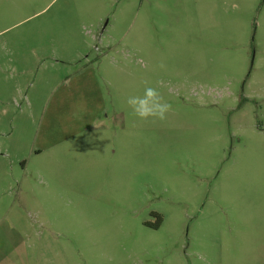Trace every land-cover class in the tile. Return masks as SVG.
I'll return each instance as SVG.
<instances>
[{
	"label": "rangeland",
	"instance_id": "rangeland-1",
	"mask_svg": "<svg viewBox=\"0 0 264 264\" xmlns=\"http://www.w3.org/2000/svg\"><path fill=\"white\" fill-rule=\"evenodd\" d=\"M85 68L106 121L29 152ZM0 264H264V0H0Z\"/></svg>",
	"mask_w": 264,
	"mask_h": 264
},
{
	"label": "crops",
	"instance_id": "crops-1",
	"mask_svg": "<svg viewBox=\"0 0 264 264\" xmlns=\"http://www.w3.org/2000/svg\"><path fill=\"white\" fill-rule=\"evenodd\" d=\"M89 70L91 69L85 68L72 77L63 80L61 87H67L66 90L58 88V86L52 88L49 80L44 81L41 87L39 86L38 89H35L33 93L34 102H36V104L40 106L44 104L45 100L47 101V105L44 108L42 117L39 119V128L41 129V131H43L46 125H48L49 123L51 127L58 128V131H56V133H48L45 131L39 133L29 152L31 151V153H33L34 155L47 152L53 149L55 146L65 143L68 140L81 135L86 130V128L90 127V125L96 124L98 121H106L107 115L104 119H99L105 108L104 96L102 94V90L96 78V75H94L93 73L88 74ZM87 84H89L91 89L92 95L90 101L93 104L91 115L87 114L88 117L83 116V114L80 113L77 105L78 101L85 97L81 90L86 91ZM27 98L28 96L26 94L25 99ZM66 100L75 105H72L73 107L71 108V111L67 116L68 119L66 120V123H61L59 120L55 119L54 115L59 103H64L66 102ZM50 101L52 104L51 108H49L48 110ZM84 121L88 122L87 126H83ZM77 122H80L81 126L83 127L76 126L75 123ZM65 125H70L71 130H65ZM38 137L40 139H38Z\"/></svg>",
	"mask_w": 264,
	"mask_h": 264
},
{
	"label": "clouds",
	"instance_id": "clouds-1",
	"mask_svg": "<svg viewBox=\"0 0 264 264\" xmlns=\"http://www.w3.org/2000/svg\"><path fill=\"white\" fill-rule=\"evenodd\" d=\"M127 103L135 115L142 119L151 117L163 120L165 113L170 108L168 103L162 102V97L157 89L148 86L143 89L141 96L129 97Z\"/></svg>",
	"mask_w": 264,
	"mask_h": 264
},
{
	"label": "flooded vegetation",
	"instance_id": "flooded-vegetation-1",
	"mask_svg": "<svg viewBox=\"0 0 264 264\" xmlns=\"http://www.w3.org/2000/svg\"><path fill=\"white\" fill-rule=\"evenodd\" d=\"M153 214H155V215H156L157 213H153ZM158 215H159V214H158ZM156 227H158V226H156Z\"/></svg>",
	"mask_w": 264,
	"mask_h": 264
}]
</instances>
